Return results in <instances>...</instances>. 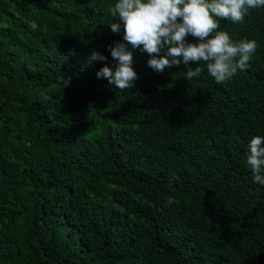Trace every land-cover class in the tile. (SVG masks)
Returning a JSON list of instances; mask_svg holds the SVG:
<instances>
[{
	"label": "trees",
	"instance_id": "obj_1",
	"mask_svg": "<svg viewBox=\"0 0 264 264\" xmlns=\"http://www.w3.org/2000/svg\"><path fill=\"white\" fill-rule=\"evenodd\" d=\"M115 3L0 0V264H264L246 165L264 136V7L220 21L258 42L225 84L136 50L120 91L89 62L123 39Z\"/></svg>",
	"mask_w": 264,
	"mask_h": 264
},
{
	"label": "clouds",
	"instance_id": "obj_2",
	"mask_svg": "<svg viewBox=\"0 0 264 264\" xmlns=\"http://www.w3.org/2000/svg\"><path fill=\"white\" fill-rule=\"evenodd\" d=\"M264 7V0H116L110 8L113 33L123 39L108 46L112 61L93 49L89 62L102 61L97 78L107 79L120 91L131 89L139 79L134 52L150 57L148 67L163 73L166 68L185 65V79L201 77L205 69L222 85L247 69L258 42L233 39L220 28L221 20L242 24L250 11ZM111 63V66H109ZM195 64L196 67L191 65ZM70 80L65 81V87ZM264 136H254L248 145L246 165L254 183L264 186ZM177 203L169 196L167 204Z\"/></svg>",
	"mask_w": 264,
	"mask_h": 264
}]
</instances>
